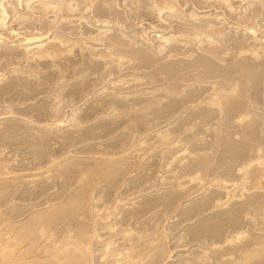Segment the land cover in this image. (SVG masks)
Returning <instances> with one entry per match:
<instances>
[{
    "label": "bare ground",
    "instance_id": "6f19581e",
    "mask_svg": "<svg viewBox=\"0 0 264 264\" xmlns=\"http://www.w3.org/2000/svg\"><path fill=\"white\" fill-rule=\"evenodd\" d=\"M115 1L0 0V264H264V0Z\"/></svg>",
    "mask_w": 264,
    "mask_h": 264
},
{
    "label": "rangeland",
    "instance_id": "374dc122",
    "mask_svg": "<svg viewBox=\"0 0 264 264\" xmlns=\"http://www.w3.org/2000/svg\"><path fill=\"white\" fill-rule=\"evenodd\" d=\"M131 1V0H130ZM133 1H136V0H132V2H130V9H129V14H130V16H131V18H132V21L130 22L131 24H137V23H140V25H137L136 26V30H138V29H147V27H155V26H158V24L159 23H157V19H156V16H155V14H154V12H153V8H152V6H151V4L150 3H148V0L146 1L147 3H148V6L150 7H145V5H147V3H143L142 5H140V4H137L136 2V4L137 5H139V8L137 7V5L133 2ZM138 1H140V0H138ZM115 2H118V4L120 3V2H122V0H116ZM181 2H183L182 0H181ZM133 3V4H132ZM179 3V2H178ZM182 4V3H181ZM136 7H135V6ZM142 6V7H141ZM133 7V8H132ZM119 10H121V11H123L124 9L123 8H118ZM203 11V10H202ZM206 11H208V10H206ZM220 11V10H219ZM218 11V12H219ZM153 12V13H152ZM122 13V12H121ZM164 13V14H163ZM162 13V15H167V14H165L166 12L164 11ZM230 21L231 22H234L233 21V19H230ZM229 21V22H230ZM168 23V26L170 27V25H173V26H171L172 28H169L167 25V27L169 28V30L168 29H166L167 27H165V29H166V34H167V37H169L168 35L169 34H172L171 32L172 31H174V29H178L177 28V26H178V23L177 22H172V23H169V22H167ZM174 23H176V24H174ZM164 25H165V23H164ZM175 25V26H174ZM174 27V28H173ZM135 29V28H134ZM170 29L172 30V31H170ZM157 30H163V29H161V28H158ZM169 32H168V31ZM150 37H152V36H154V33H152V34H150L149 35ZM155 42H153L152 44H154ZM41 97H38V98H36L34 101H32L31 102V104H33L34 106H39L41 103H42V101H41ZM40 102V103H39ZM39 103V104H38ZM105 124H106V122H104ZM104 123H102L101 122V124H104ZM90 126H88V127H86L87 128V131H91V132H87L86 130V132L88 133V136H89V138H95L96 136L95 135H101V136H105L104 137V140H107V139H109V138H112V137H114L116 134H118V133H120L121 131H122V129L119 131V132H117L116 131V129H114V128H111V127H107L106 128V126H105V128L106 129H104V130H97L96 128V131H95V129H94V126H93V128L92 127H90L92 130H90V128H89ZM88 128H89V130H88ZM110 129H112V130H110ZM113 129H114V131H116V132H114L112 135H114V136H112V135H108L109 133H111L112 131H113ZM94 130V131H93ZM92 131H93V133L95 134H91L92 133ZM90 133V134H89ZM100 133V134H99ZM92 135V136H91ZM106 135H108V136H106ZM95 136V137H94ZM109 136H112V137H109ZM98 137V136H97ZM90 141H91V143H94V142H97L98 140H89L88 142L90 143ZM93 141V142H92ZM88 142H86V143H88ZM83 144H81V145H79L78 147H81ZM78 147H76V148H78ZM75 148V149H76ZM132 175H135V174H132ZM132 175H130V176H128L127 177V179H130L131 177H132ZM85 181H83V182H86L87 180H86V178L84 179ZM84 185H85V183H83ZM79 186H80V184H79ZM79 188V187H78ZM119 190V191H118ZM118 190H116L115 189V191H117L116 193H115V191L113 192V195H117V194H119V193H121L122 192V189H118ZM81 191V190H80ZM121 191V192H120ZM150 191H152V193L150 192ZM150 191H148V192H146V193H148L149 194V196H156L157 195V192L159 191V194H161L162 192H164V190H162V189H160V188H156V189H153V190H150ZM119 192V193H118ZM158 194V195H159ZM24 204H27V203H24ZM4 209V208H3ZM23 209V208H22ZM7 210V207L5 208V211ZM25 210V209H24ZM34 211V209L33 210H31V211H29L28 213H29V215H31L32 214V212ZM146 212H144V213H146V214H144L145 216H146V218L144 219V221H143V223H145V221H146V223L148 224V223H150L153 219H152V217H150V215H152L153 213H152V211L151 210H145ZM149 214H148V213ZM164 212V215H165V213H167V210H164L163 211ZM179 212L180 211H178V210H175V211H173V212H171L170 214H169V219H167V221H165V225H164V228H165V234L167 235H165L166 236V238H167V241L170 243L169 245H170V247L173 249L172 250V254H171V258H169V259H167L163 264H178L179 263V260H180V258H179V256L177 255V254H179V253H181V252H188V251H190L189 249H193L194 247V245H195V243H188L187 245L188 246H186V247H182L181 249H179V248H175L176 246L174 245L175 243H176V241H174L173 239H174V235L173 234H175V236L177 235V234H182V233H180L186 226H190L189 224L190 223H184V224H182L179 220H180V216H179ZM151 213V214H150ZM3 215H7V212L5 213V214H3ZM28 214H24V215H22L21 217H19V218H17L16 220L15 219H12V220H15V221H11V222H20V221H23L24 220V218H26V216H27ZM164 215H163V213H162V216L164 217ZM154 216V215H153ZM30 217V216H29ZM151 218V219H150ZM25 221V220H24ZM176 221H177V224H176ZM178 223H181V224H178ZM173 224H174V226L175 225H177V226H175V227H173ZM180 225H181V227H180ZM178 229V230H177ZM176 230H177V232H176ZM186 233V232H185ZM183 235H185L184 233H183ZM173 237V238H172ZM171 241V242H170ZM175 246V247H174ZM174 247V248H173ZM174 256H176V257H174ZM173 257H174V259H173Z\"/></svg>",
    "mask_w": 264,
    "mask_h": 264
}]
</instances>
